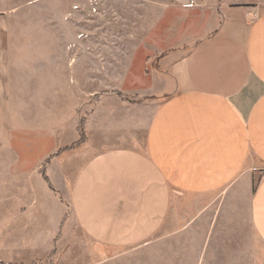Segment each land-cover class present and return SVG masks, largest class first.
Returning <instances> with one entry per match:
<instances>
[{
    "label": "crops",
    "instance_id": "obj_1",
    "mask_svg": "<svg viewBox=\"0 0 264 264\" xmlns=\"http://www.w3.org/2000/svg\"><path fill=\"white\" fill-rule=\"evenodd\" d=\"M144 5L139 34L148 35L154 54L142 63L136 90L98 94L89 87L83 94V85L97 83V59L77 56L71 70L63 50L41 67H19L4 64L0 48V147L11 149L15 132H29L17 123L30 115L19 101L46 102L55 117L46 129L53 155L35 164L19 155L2 162L11 209L37 204L63 213L65 194L72 221L89 238L132 245L183 206L239 211L226 197L244 193L248 220L240 237L250 264H264V0ZM3 31L0 22V41ZM18 82L43 84L41 95L23 93ZM81 119L84 142L58 154L68 132L79 140ZM76 158L83 162L75 169ZM43 164L51 187L38 175Z\"/></svg>",
    "mask_w": 264,
    "mask_h": 264
},
{
    "label": "rangeland",
    "instance_id": "obj_2",
    "mask_svg": "<svg viewBox=\"0 0 264 264\" xmlns=\"http://www.w3.org/2000/svg\"><path fill=\"white\" fill-rule=\"evenodd\" d=\"M144 1L0 0L4 28L1 60L6 65L15 62L19 67H41L47 60H58L66 50L71 70L77 56L82 61L97 59V83L83 85L82 93L89 87L97 89L98 94L136 90L141 65L154 54L144 43L148 35L139 34V26L145 25L141 21L148 16ZM127 60L130 68L122 66ZM123 71L129 72H125L129 74L126 78H122ZM21 82L17 88L23 93L34 94V89L41 95L43 84L35 87L37 83ZM39 102L19 101L22 109L28 107L24 110L30 115L27 121L25 114L15 118L29 132H15L11 149L0 147V264H250L248 245L240 237V229L244 232L248 220V197L244 193L238 199L226 197V205H242L239 211L236 207L232 212H219L215 203L202 212L183 206L165 218L145 241L132 245L104 244L89 238L72 221L65 194L63 213L55 208L49 214L46 206L37 204L31 209H11L9 194L5 193L8 187H3L11 178L1 173L2 162L10 155H19L24 160L33 159L35 164L42 155L54 154V141L46 129L55 117H51L48 103L43 107ZM4 120L10 123L11 117ZM83 124L81 119L78 135ZM78 141H73L68 132L66 147L56 152L75 151L81 144L72 146ZM82 159L80 163L75 159V169ZM44 166L38 175L51 187ZM53 180L57 186V179Z\"/></svg>",
    "mask_w": 264,
    "mask_h": 264
},
{
    "label": "trees",
    "instance_id": "obj_3",
    "mask_svg": "<svg viewBox=\"0 0 264 264\" xmlns=\"http://www.w3.org/2000/svg\"><path fill=\"white\" fill-rule=\"evenodd\" d=\"M85 140L84 134L82 129H79V141L72 146V148L77 147L78 145L82 144Z\"/></svg>",
    "mask_w": 264,
    "mask_h": 264
}]
</instances>
